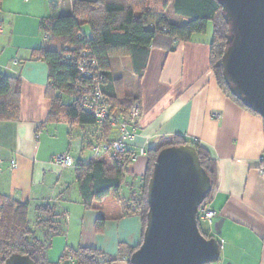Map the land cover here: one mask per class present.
<instances>
[{
  "label": "crops",
  "instance_id": "1",
  "mask_svg": "<svg viewBox=\"0 0 264 264\" xmlns=\"http://www.w3.org/2000/svg\"><path fill=\"white\" fill-rule=\"evenodd\" d=\"M72 7L73 0H2L0 10V73L21 81L16 119L0 120L4 161L0 193L30 205H55L65 232L52 238L47 259L57 263L66 251L88 247L118 258L112 264H129L125 248L140 245L143 222L140 215L126 213L124 202L144 185L147 151L180 136L206 148L218 166L210 201L217 214L211 223L205 221L209 234L220 243V259L211 264H264V121L233 101L218 84L211 67L213 30L176 40L173 50L152 46L141 77L125 53L136 85L132 93L114 84L108 87L113 93L140 99L142 117L129 147L144 148L146 154L128 166L121 187L124 201L110 195L99 210L82 204L75 167L99 157L92 144L102 134L99 128L94 131L52 119L49 67L33 56L34 49L44 46L41 22L54 13H71ZM110 72L112 76L111 66ZM64 152H69L74 166L54 161L56 154ZM12 159L17 167L9 170ZM102 217L104 225L98 231L96 222Z\"/></svg>",
  "mask_w": 264,
  "mask_h": 264
},
{
  "label": "trees",
  "instance_id": "2",
  "mask_svg": "<svg viewBox=\"0 0 264 264\" xmlns=\"http://www.w3.org/2000/svg\"><path fill=\"white\" fill-rule=\"evenodd\" d=\"M1 8L2 0L0 10ZM210 24L213 30L210 44L211 67L218 84L233 101L260 116L231 93L230 86L224 79L221 59L227 46L229 23L217 0H73L71 13H54L41 22L42 30L48 32L51 39L57 40L60 46L52 48L47 45L33 51V56L44 60L49 67V87L54 103L52 119L65 121L71 126L97 124L94 114L85 110L80 102L81 90L78 88L87 82L80 76L79 71L80 63L84 59L98 62V70L103 75L101 88L111 109L128 114L133 103L140 99L116 94L109 89L110 55L124 50L131 59L134 73L141 77L152 46L165 45L168 50H173L176 40H190L195 34L205 33ZM66 97L71 99L65 102ZM20 98V79L0 73V120L16 119ZM98 128L104 142H110L118 136L117 128L109 122L99 125ZM183 144L196 148L203 167L212 179V190L199 211L211 201L218 177V166L210 152L184 137L175 136L164 140L156 149L147 151L149 164L143 177L144 185L124 202L128 215L141 216L143 233L149 210L147 187L158 152L164 147ZM93 145L94 142L92 147ZM133 151L129 147L125 152L114 154L108 149L99 157L76 165L75 174L81 202L87 209L99 210L100 204L110 195L115 196L118 201H124L121 187L132 162L130 155ZM30 208L29 202L17 201L0 193V264L14 253L30 255L36 264H112L118 260L102 251L81 247L66 251L57 263L50 262L47 251L51 240L65 232L63 217L54 204H38L35 227L32 228ZM199 214L198 221L202 232V219ZM104 221V217L97 220L98 231L102 230ZM38 231L43 237L37 234ZM203 234L207 238L213 236L208 232ZM137 248H125L129 264L131 254Z\"/></svg>",
  "mask_w": 264,
  "mask_h": 264
},
{
  "label": "water",
  "instance_id": "3",
  "mask_svg": "<svg viewBox=\"0 0 264 264\" xmlns=\"http://www.w3.org/2000/svg\"><path fill=\"white\" fill-rule=\"evenodd\" d=\"M229 23L221 64L231 93L264 121V0H217ZM264 165V158H263ZM212 190V179L196 148H162L148 182L149 210L143 240L131 264H211L220 243L200 230L198 213ZM3 264H36L14 253Z\"/></svg>",
  "mask_w": 264,
  "mask_h": 264
},
{
  "label": "built area",
  "instance_id": "4",
  "mask_svg": "<svg viewBox=\"0 0 264 264\" xmlns=\"http://www.w3.org/2000/svg\"><path fill=\"white\" fill-rule=\"evenodd\" d=\"M98 69L99 65L96 60L90 59L88 62V60L84 59L80 63V76L87 81L83 87L78 88V90H81V106L85 110L92 112L100 125L109 122L112 126L116 127L118 136L110 142H104L93 147L92 150L96 155H100L108 149L115 154L122 153L129 149L130 143L136 138L138 123L142 115V109L140 108L141 102L136 100L128 114H122L117 110H112L101 88L103 75ZM216 116L220 117V114H216ZM143 154H146L144 148L133 151L130 155V160L134 161L139 155ZM54 161L63 167L74 166V161L67 152L56 154ZM3 167L4 161L0 159V171H2ZM16 167L17 161L15 159L10 160L8 168L13 170ZM199 213L200 218L208 223H211L213 217L217 214L215 210L210 208V203L203 207Z\"/></svg>",
  "mask_w": 264,
  "mask_h": 264
},
{
  "label": "rangeland",
  "instance_id": "5",
  "mask_svg": "<svg viewBox=\"0 0 264 264\" xmlns=\"http://www.w3.org/2000/svg\"><path fill=\"white\" fill-rule=\"evenodd\" d=\"M2 28H3V25H2L1 18H0V32L2 31ZM84 30L88 34V30L86 27H84ZM208 30H209L208 34H211V31H212V25L211 24H210ZM45 37H47V38L45 39ZM43 41H44V46L48 45V46H51L52 48H58L60 46V43L57 40L56 41L52 40L51 35L45 31H43ZM114 53L115 54H111L109 57L112 76H110V78L108 79L109 80L108 84L109 85L114 84V85L118 86L119 90H123L125 93H132V90L134 89V86L136 85V80L133 79L134 77L133 78L131 77L132 76L131 67H130V64H128V59L124 58V56H126L124 53V50H119L117 52L115 51ZM115 76L119 77L120 79L114 81ZM120 95H124V94H120ZM70 99H71V97L64 98L65 102H68ZM140 108L142 109V104H140ZM141 117H142V115H141ZM99 125L100 124L97 122V124L86 125V126L89 129L95 131V130H98ZM138 125H139V123H138ZM94 138H95V136H94ZM95 139H96V142H94V145H93L94 147L98 146L99 144H102L104 142V139L102 138V136H99V138H95ZM67 153H69V152H67ZM96 156H99V155H96ZM123 196H126V195L123 194ZM29 218H30L32 228L35 227V218H36V203L35 202H33L31 204V208H30V212H29ZM201 229H202L203 233H206L209 231L205 221L201 222ZM37 234L40 235V231H38Z\"/></svg>",
  "mask_w": 264,
  "mask_h": 264
}]
</instances>
